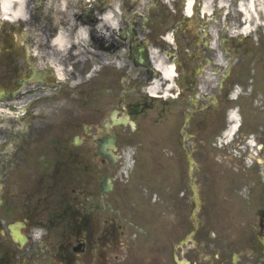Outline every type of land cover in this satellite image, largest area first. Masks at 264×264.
I'll use <instances>...</instances> for the list:
<instances>
[{"label":"flooded vegetation","instance_id":"1","mask_svg":"<svg viewBox=\"0 0 264 264\" xmlns=\"http://www.w3.org/2000/svg\"><path fill=\"white\" fill-rule=\"evenodd\" d=\"M195 1L0 28V264H264V28Z\"/></svg>","mask_w":264,"mask_h":264},{"label":"bare ground","instance_id":"2","mask_svg":"<svg viewBox=\"0 0 264 264\" xmlns=\"http://www.w3.org/2000/svg\"><path fill=\"white\" fill-rule=\"evenodd\" d=\"M74 1V0H71ZM188 12L190 11L192 0H187ZM164 3L168 4L171 0H163ZM229 0H219V4L226 8ZM32 0H0V19L9 20L11 22H16L21 19H26L29 11L31 10ZM213 5L211 0L204 1V9L208 12L210 6ZM239 9L244 11L247 20H253L254 16L262 13L264 15V0H247L239 4ZM117 13L116 3L111 5V9L105 13L104 22L116 26L115 14ZM239 14H241L238 11ZM250 31V27L247 25L244 27L243 32L247 33ZM164 73L168 76L170 70L168 68L164 69Z\"/></svg>","mask_w":264,"mask_h":264},{"label":"rangeland","instance_id":"3","mask_svg":"<svg viewBox=\"0 0 264 264\" xmlns=\"http://www.w3.org/2000/svg\"><path fill=\"white\" fill-rule=\"evenodd\" d=\"M115 1H119V0H115ZM38 5V3H36V1H35V5H32V7L34 8V7H36ZM6 26H7V24H5ZM10 25V24H9ZM138 144L137 143H135V144H133V149L131 148L130 149V151L132 152V151H134L135 152V155L133 156V158H132V153L131 152H128V154H127V157H128V159H127V162H126V169H130V168H132V166H133V162H134V160H132V159H134V157H136L137 156V151H138V149H137V151H135V146L136 147H138L137 146Z\"/></svg>","mask_w":264,"mask_h":264}]
</instances>
